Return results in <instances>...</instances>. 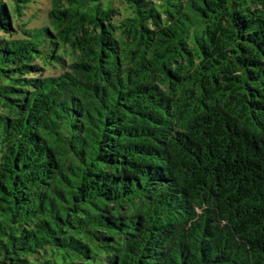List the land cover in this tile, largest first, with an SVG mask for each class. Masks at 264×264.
Returning <instances> with one entry per match:
<instances>
[{"label": "trees", "instance_id": "16d2710c", "mask_svg": "<svg viewBox=\"0 0 264 264\" xmlns=\"http://www.w3.org/2000/svg\"><path fill=\"white\" fill-rule=\"evenodd\" d=\"M102 1L0 0V264H264V0Z\"/></svg>", "mask_w": 264, "mask_h": 264}, {"label": "rangeland", "instance_id": "374dc122", "mask_svg": "<svg viewBox=\"0 0 264 264\" xmlns=\"http://www.w3.org/2000/svg\"><path fill=\"white\" fill-rule=\"evenodd\" d=\"M106 6H110L113 7L116 10V18H123V17H127L128 15H130L131 13V9L129 8V6L124 3V0H103L102 1V7L105 8ZM38 7H43V9H45L46 6V1L43 2V5L37 4L34 5L32 7L33 10L37 9ZM44 10L43 11H37L36 13L38 14V18L40 20L43 19V15H44ZM46 74H52V73H58V70L54 69V70H50L47 69L45 71Z\"/></svg>", "mask_w": 264, "mask_h": 264}]
</instances>
